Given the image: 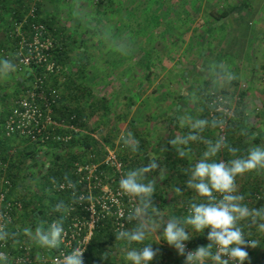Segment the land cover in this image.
<instances>
[{
	"label": "trees",
	"instance_id": "trees-1",
	"mask_svg": "<svg viewBox=\"0 0 264 264\" xmlns=\"http://www.w3.org/2000/svg\"><path fill=\"white\" fill-rule=\"evenodd\" d=\"M113 1L114 0L94 1L92 7L94 12L92 15V21L94 22L93 24H88L86 26V31H84L85 33L80 35L77 32V29L65 27L66 25L62 23L60 19L57 20L52 15L46 16L48 11H46L44 8V0H0V23L4 25L3 28L5 29V38L0 40V48H5L8 51L9 57L7 59L11 60L12 53L15 50V42L12 41V37H10L11 32L13 31L14 23L16 21L22 20L29 13L32 7L36 8L38 19L45 23L50 33H52L56 44L54 49L55 58L62 66V70L59 75L50 76L48 79H46V83L49 88H63L65 91L64 94H66L62 95V100H60L59 104L55 106L54 118L59 123H63V121H65L67 122L66 124H72L78 128V130H70L66 127H57L55 134H71V139L67 142L54 140L42 146L32 143L25 137L18 135L9 137L6 135L5 121L12 107L9 109L6 116L4 115L5 113H3L0 117V160L9 163L8 172L9 176L13 180V186L8 193L7 201L16 199L23 204V210L16 212L14 221L7 227L8 231L19 233L15 242L13 239H9L6 243V246L3 248V250L9 253L11 257V264H29L23 262L17 263L14 260V257L17 258L24 255L25 252L20 247L22 244H27L32 247V257H39L43 254L52 256L61 248V246H63L61 243L58 249L49 250L41 248L23 234L24 228L30 227L34 230L37 224L41 221L44 222L45 228H47L48 225H50L54 220L58 219L62 214L66 216L64 227H67L76 218L88 220L90 218V213L84 210V206L91 204L92 201L95 202L97 209L99 211L101 210L100 204L97 203V198L101 194V189H96L94 187L95 183H93V181L80 179V176L76 173L78 165L80 164H98L96 176L102 177L103 184H107L111 189L116 190L119 188L120 179L127 171L147 165L152 159H157L161 166L167 170L168 173H165L166 179L163 181L158 179L159 172H153L150 174V178L157 177L156 196L154 197L156 206L160 207L161 211L167 217H184L189 214L187 209L189 201L181 202L176 200H168L167 198V190H165V188H171L173 185L177 186L176 184L172 183V180L177 181L182 172L178 167L179 165L177 159H172L170 157L169 159L168 157L161 156V148L165 146L162 143L163 136L160 133L161 131L159 132L156 130V132L160 133L156 136V141L152 137L154 131V123L152 120L154 117L149 116L147 121L141 125L137 124V122L130 121L123 129L124 132L122 133L131 131L133 132L135 138L139 140L140 151L138 153H132L130 149L124 147L122 141L120 140V136L122 134L119 133L120 128L115 129V127H111L110 130H108V132L102 136V140L104 141L106 147H109V150L115 148L117 152L116 156L122 163L121 171L118 170L115 165H111L106 161H101L103 160L101 157L102 143L96 139V137H94L95 129L91 131L87 127V122L85 121L87 109L90 110V113H94L102 108L104 113L107 114V112H109V101L106 98V94L101 97L102 99L93 97L95 90L91 89V87H88L84 83H79L78 78L83 79L88 75V64L90 63L93 56V52L90 51V48L97 46V42H94L93 37L98 36V39L101 40V44H104V41H106L107 36L105 25L110 24L107 22V14H110L111 12ZM129 14L131 16H128L125 18V20H123L125 21L124 29L125 31L127 30L129 32V34L127 32L128 35L126 34V37H123L125 45L128 49L131 45V42L128 41L127 38H129L130 34L134 31V23L136 22L134 20L135 13L129 10ZM220 15L222 17L225 16L222 12ZM56 21H59L60 23L57 24L55 23ZM154 24L159 28L161 27L162 22H155ZM115 29L118 30L119 27ZM151 29L152 28L147 30ZM107 30H112V27L110 26L107 28ZM116 31L114 32V35L116 34ZM86 34L88 35L85 36ZM113 38L116 39L115 37ZM145 38L146 39L141 43L138 42L137 49L139 50V56L142 57V61L144 60L143 62L145 63L146 69L148 70L153 64V58L151 57V51H147V55L145 53L148 44L150 46L153 43L149 38ZM75 45H78L79 48L81 47V51L77 54L76 59H74V57L70 54ZM123 54L125 53L123 52ZM2 59H6V56H0V60ZM73 59L77 64L76 71L71 69L68 70V66L71 63L73 66ZM65 68H67V70ZM35 70L39 74L42 72V68L40 67H37ZM25 88L27 87L24 86V89ZM221 93L229 95L224 91ZM7 95L8 94L4 93L0 99L3 98V101H6L8 99ZM213 96H215V94L212 92L204 93V102H202L201 105V110L205 113L209 121H211L213 118V116H211V111L214 110V107L211 105ZM67 98H69L68 102L65 101ZM177 99L178 102H171L169 104V113L181 112L186 106L181 101L180 97H177ZM235 102L237 103V105H235L236 115L234 120L229 122L226 132V139L228 143V130L231 124L234 123L237 118L240 100L235 99ZM72 116H74L73 119H71ZM123 116L124 113L123 115L119 116L118 120L120 121V117ZM221 116L222 114L216 113L214 117L219 118ZM119 121L116 122L117 125H119ZM171 122L175 127L178 126V120L174 119L171 120ZM217 130L219 133L218 127ZM117 137L118 143H115V139ZM18 138L25 139L32 145L28 147L25 146L23 149L19 150L18 153H15L14 151H16L17 148L14 146V142ZM167 146L171 148V145L168 143ZM48 148L54 149L53 161L49 166L42 170L41 166H39L37 158L39 155H41V152L46 151ZM106 149L107 148H105V150ZM225 151L226 149L219 153V156H223L222 158L224 160H226ZM37 168L41 169L38 171ZM36 172L38 173V182L37 185H34L33 189L35 191L30 193L28 192V190H30L29 184H31V180L36 175ZM66 176L69 180L76 184V197L78 198L80 195H83L87 198L84 202L73 203V189L59 188V183H67V180L65 179ZM257 193L259 192H256L252 195V201H261V199L257 200L254 198ZM60 201H64L65 204L68 205L67 212L59 213L54 210L55 205ZM168 204L172 205L175 213L169 214L165 210V207L167 208ZM179 210L180 213H177ZM132 226V224L127 223L126 227L131 228ZM210 230L211 229H208V231H205L200 235H196L195 232H193L194 236L192 239L185 243L189 244L191 247H193V249L201 246L200 243L202 246H207L208 243H210L207 239V235ZM189 231L191 230L189 229ZM117 232L116 217L112 214H101L98 219L95 220L94 227L92 229V235L85 248L84 264H130V262L125 259L124 255V250L125 248H128L129 245L115 238ZM85 234L86 230L84 231L83 235ZM161 234L162 229L157 233V235ZM159 238V240L164 241L162 237ZM135 244L138 245V243ZM130 246L133 247V245ZM214 250L215 249H213V251ZM157 255L158 256L156 257H159V254ZM104 256H107L108 259H103ZM118 257H120V260ZM169 257L176 258L173 264H184L185 258L178 255L176 249L172 251V254H170ZM159 262L160 259L154 258L153 262H150V264H163Z\"/></svg>",
	"mask_w": 264,
	"mask_h": 264
},
{
	"label": "clouds",
	"instance_id": "clouds-1",
	"mask_svg": "<svg viewBox=\"0 0 264 264\" xmlns=\"http://www.w3.org/2000/svg\"><path fill=\"white\" fill-rule=\"evenodd\" d=\"M16 70V66L9 59L0 60V75H7ZM226 81L235 79L227 70L223 71ZM181 125H187L190 131L186 135H177L167 143L175 149L181 159H192L193 142H202L206 150L202 157L195 163L183 169L187 176L186 189L194 192L196 197L188 203V215L184 217H167L156 206L157 177H151L153 172H159L158 179H166L165 169L157 159H152L147 165L127 171L119 181L122 193L135 201V206L129 211L126 221L132 224L131 228L121 226L116 234V239L127 245L133 243L144 244L154 234L162 229V237L168 245L173 246L178 255L185 258L184 264H244L249 259L247 248H255L258 241L248 239L244 231L247 222L249 228L255 226L257 231L264 233V207L250 208L245 201V196L238 191L237 178L249 173L264 171V147L254 145L248 149L247 155L239 156V149L227 142L225 136H218L215 141L206 139L202 134L208 127L223 129L227 124L224 118L213 117L208 119H193V117H180ZM124 147L132 153H138L139 140L131 131H126L120 136ZM226 149L234 158L228 161L215 157ZM167 151L161 148V152ZM67 180V186L73 189L72 202L82 203L87 198L83 195L76 197V184ZM63 187V185L61 186ZM176 197L184 195L180 187L173 185L169 188ZM54 210L65 213L68 205L60 201ZM66 216L61 215L45 228L44 222L37 224L35 229L24 228L23 234L36 245L45 249H58L66 235L64 222ZM10 221L0 213V242L7 243L9 239L16 241L18 232H10L7 225ZM210 228L207 246H198L195 250L188 251L186 243L192 239L193 232L203 233ZM189 229L191 231H189ZM153 243L144 244L141 248L129 247L125 252V259L130 264H150L157 256L159 249L152 247ZM213 249H215L213 251ZM86 249L74 248L69 254L56 257L54 264H84L83 254ZM103 259H108L104 256ZM0 264H11L9 255L0 251Z\"/></svg>",
	"mask_w": 264,
	"mask_h": 264
},
{
	"label": "rangeland",
	"instance_id": "rangeland-1",
	"mask_svg": "<svg viewBox=\"0 0 264 264\" xmlns=\"http://www.w3.org/2000/svg\"><path fill=\"white\" fill-rule=\"evenodd\" d=\"M94 1L96 0H44V8L48 11L46 16L52 15L55 19H60L66 25L65 27L77 29V32L82 35L87 29L86 26L94 22L92 21ZM224 1H113L111 12L107 14V22L110 24L105 25L106 41H104V44H101L98 36L93 37L94 42H97V46L90 48L93 56L88 64V75L86 78H83L84 80L78 78L79 83H84L95 90L93 97L102 99L101 97L106 94V98L109 101V112L107 114L100 108V110L94 113H90V110L87 109L85 115L88 129L91 131L95 129L94 137L102 143L101 157L103 160L101 161L107 162L112 155L116 156L117 153L115 148L109 150V147H106L102 140V136L111 127H115V129L120 128V132H118L122 133L130 121L137 122V124L141 125L152 115L154 117L152 122L154 123L153 129L155 131H153V139L155 140L156 136L162 132L161 114L168 112L169 104L171 102L175 103L178 100L177 97L181 91L180 89L183 88L184 90L187 85L188 78L186 76L190 72H183L181 68L185 66L186 61H188L186 65L190 66L194 62V58L199 57V59L203 58L204 60V52L209 53L211 48H208V44L206 43L205 48L201 47L204 52L202 51L199 54V48H197L199 46H197L196 39H192L191 36L190 40H186L185 38L187 42L184 43L181 37L176 34L180 28H188L191 25L190 22L193 21L189 22L188 17L195 16L196 14L201 15V11H208L214 8H218L221 11ZM129 10L135 13L134 20L136 22L134 23V31L127 38L132 45L128 49L123 38L126 37L128 32L124 29L125 21L123 20L131 16ZM155 22H162L161 27L158 28L154 24ZM55 23L59 24L60 22L56 21ZM3 26L0 23V40L3 38V33L5 32ZM110 26L112 30H107ZM117 27H119L118 30L115 29ZM150 28L152 29L147 30ZM115 31L116 34L114 35ZM145 37L149 38L153 43H150V46L148 44L145 53L147 55V51H151V57L153 58V64L148 70L143 62L144 60L142 61V57L139 56V50L137 49L138 42L141 43L144 41L146 39ZM213 44V53L220 56L218 57L219 60H223L225 53L222 43L214 42ZM80 51L81 47L79 48L78 45H75L70 54L76 59ZM71 64L68 66V70L76 71V61H73V66ZM65 69L67 70V68ZM33 77L34 75L30 70L23 73L15 70L7 75H0V98L4 93L8 94L6 101H3V98L0 99V117L3 113L6 116L9 109L13 106L14 101L22 94L24 86L28 87L31 84ZM245 86L243 85L242 88H245ZM12 87L13 92L9 90ZM59 92L61 97L62 95H66L64 94L65 91L63 88L59 89ZM221 92L216 91V93ZM236 100H239V97ZM65 101L68 102L69 98L65 99ZM232 102L233 105H237L235 99H232ZM70 103L72 104L71 101ZM187 106L188 104L184 107L185 111L188 110ZM123 113L124 116L120 117L121 120L119 121V116L123 115ZM118 121L119 125L116 123ZM156 130L161 132L158 133ZM115 143H118V137L115 139ZM30 145L32 144L29 141L18 138L14 142V146L17 148L14 152L18 153L23 147ZM105 148L108 150H105ZM40 154L37 159L39 166L44 170L53 161L54 149L48 148ZM110 164L113 165L111 162ZM41 168H37L38 171ZM37 179L38 173L36 172V175L31 180V184H29L30 190L28 192L33 193L35 191L33 188L34 185H37Z\"/></svg>",
	"mask_w": 264,
	"mask_h": 264
},
{
	"label": "crops",
	"instance_id": "crops-1",
	"mask_svg": "<svg viewBox=\"0 0 264 264\" xmlns=\"http://www.w3.org/2000/svg\"><path fill=\"white\" fill-rule=\"evenodd\" d=\"M221 12L225 16L222 17ZM200 13L201 15L196 14L188 17L189 22L193 21L190 22L191 25L188 28H180L176 34L181 37L184 43L187 42L186 40H190L191 36L192 39H196L199 54L203 51L202 48L206 47V43L208 48L211 47L209 53L203 51L206 60L197 57L194 58L195 60L190 66L186 65L188 62L186 61L185 66L181 68L183 72H190L186 76L188 78L186 88L184 90L183 88L180 89L181 91L178 93L181 101L185 105L188 104V110L185 111L183 108V111L177 113L164 112L160 118L162 122V143L165 146L162 148L167 149V151L161 152V156L177 159L182 174H180L177 181L172 180V183L180 187L184 195L176 197L169 192V187L165 190H167L168 200L181 202L200 199L196 197L194 192L186 189L187 176L184 174L183 169L202 157L206 145L199 141L191 143L192 159L186 160L179 158L175 149L167 146V140L177 135H186L190 131L187 125H181L180 117L190 115L193 119H208L201 110L204 93L224 91L231 95L232 99L239 97L237 118L228 130L229 144L239 149L237 155H247L248 149L254 145L264 147V82L261 80V71L264 66V0H225L221 11L214 8ZM3 34V38H5V33ZM211 42L222 43L225 53L223 60H219L218 57L220 56L213 53L214 44L211 45ZM224 70L231 72L235 79L230 82L226 81L223 78ZM243 85H246L245 88H242ZM9 90L14 91L13 87ZM174 119L178 120L177 127L171 122ZM202 135L206 139L215 141L219 133L217 128L208 127ZM222 157L218 153L215 159L217 161L224 160ZM225 157L226 160L224 161L234 158L227 150L225 151ZM165 173H168L167 170H165ZM237 185L239 193L245 196L244 203L248 207H264V171L238 177ZM256 192L262 195L259 202L251 200L252 195ZM165 210L169 214L175 213L170 204L167 208L165 207ZM177 213H180V210ZM208 229L210 228L204 229L203 233ZM244 230L253 240L258 241L255 248L249 247L246 249L249 253V259L244 263L264 264V233L257 231L255 226L249 228L247 222L244 224ZM203 233L195 234L200 235ZM159 239V236L154 234L144 244L153 243L152 247L159 249V257H155L160 259L159 263L173 264L176 258L173 257V259L169 255L172 254L175 248L168 245L166 241ZM144 244L137 245L133 243L132 245L133 248H141ZM200 245L202 246L201 243ZM128 248H125L124 253Z\"/></svg>",
	"mask_w": 264,
	"mask_h": 264
},
{
	"label": "built area",
	"instance_id": "built-area-1",
	"mask_svg": "<svg viewBox=\"0 0 264 264\" xmlns=\"http://www.w3.org/2000/svg\"><path fill=\"white\" fill-rule=\"evenodd\" d=\"M36 8L32 7L29 13L19 21L14 23L13 31L11 32V40L15 42V50L12 53L11 61L16 66V71L23 73L30 70L33 74L31 84L25 88L12 106L10 113L5 121V132L9 137L21 136L29 139L37 145H46L50 141H64L71 139V134H55L57 127H66L70 130H78L72 124L67 122L59 123L54 118V108L59 104L61 95L59 89L49 88L46 79L50 76L59 75L61 73V65L55 58L54 49L56 47L55 38L50 33L46 24L38 19ZM28 26V27H27ZM0 56L9 57L8 51L5 48H0ZM42 68L39 74L36 68ZM261 80L264 82V66L261 71ZM211 105L214 110L211 111V116L216 113L222 114L219 118L227 120V124L223 129L219 128V136H225L229 122L233 121L236 115V108L233 105L232 98L222 93H214ZM74 116L71 117L73 119ZM65 123V124H64ZM111 160V161H110ZM112 163L121 171L122 163L115 155L109 158L107 163ZM98 164H80L76 173L80 179L93 181L96 189H101V194L97 198V203L100 204L101 210L96 207L95 202L84 206V210L90 213V218H76L71 224L65 228L66 235L63 237L61 248L52 256L43 254L39 257L31 256V246L22 244L20 247L24 250V255L14 257L17 263L29 264H54L56 257L62 254H69L74 248L80 247L85 249L94 227L95 220L102 214H112L116 217L117 230L121 226H127L126 217L129 211L135 206V201L128 195L122 193L120 188L114 190L107 184H103L102 177L96 176ZM9 163L0 160V213L10 221L9 226L15 219L16 212L23 210L22 202L14 199L7 201L8 193L13 186V180L9 176ZM95 179V180H94ZM60 189L69 188L67 183H59ZM63 185V187H61ZM255 199H261V194L257 193ZM188 209V206H187ZM86 230V234L83 235ZM245 231V230H244ZM246 237L252 239L245 231ZM6 243L0 242V251L9 255L3 250ZM187 250H195L186 243ZM9 259H11L9 255ZM83 260L85 256L83 254Z\"/></svg>",
	"mask_w": 264,
	"mask_h": 264
}]
</instances>
